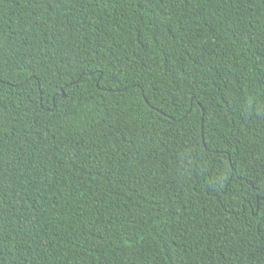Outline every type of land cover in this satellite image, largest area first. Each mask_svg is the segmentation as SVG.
Returning a JSON list of instances; mask_svg holds the SVG:
<instances>
[{
    "label": "trees",
    "instance_id": "obj_1",
    "mask_svg": "<svg viewBox=\"0 0 264 264\" xmlns=\"http://www.w3.org/2000/svg\"><path fill=\"white\" fill-rule=\"evenodd\" d=\"M0 264H264V0H0Z\"/></svg>",
    "mask_w": 264,
    "mask_h": 264
},
{
    "label": "water",
    "instance_id": "obj_2",
    "mask_svg": "<svg viewBox=\"0 0 264 264\" xmlns=\"http://www.w3.org/2000/svg\"><path fill=\"white\" fill-rule=\"evenodd\" d=\"M64 96V95H63Z\"/></svg>",
    "mask_w": 264,
    "mask_h": 264
}]
</instances>
